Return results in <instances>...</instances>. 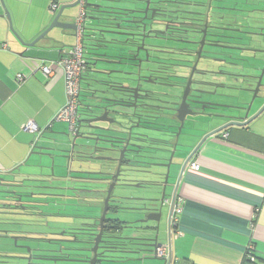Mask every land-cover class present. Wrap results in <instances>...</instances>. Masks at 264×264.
<instances>
[{
	"label": "crops",
	"instance_id": "obj_1",
	"mask_svg": "<svg viewBox=\"0 0 264 264\" xmlns=\"http://www.w3.org/2000/svg\"><path fill=\"white\" fill-rule=\"evenodd\" d=\"M74 1L5 0L15 33L2 16L5 11L0 2V178L10 177L11 171L30 178L47 176L49 158L35 151L51 145L49 132L60 139L68 126L56 121L49 127L66 102L63 71L46 78L41 72L30 74V67L33 58H59L69 51L72 39L61 41L51 33L35 45L25 43L33 42L51 24L62 5ZM53 2L60 4L55 14L50 9ZM82 8L81 3L65 8L63 19H77ZM18 73L29 77L19 83ZM260 109L250 111V117ZM29 121L32 130H24ZM192 161L199 168L187 166L177 195L183 224L171 229L183 234L175 237L165 225L166 240L159 241L160 223L158 244H169L177 264H264V111L245 126L229 127L209 137ZM154 231L148 229L147 234L154 236ZM1 238L5 236H0L4 245ZM7 251L0 247V254ZM247 251L254 254V261L248 260Z\"/></svg>",
	"mask_w": 264,
	"mask_h": 264
},
{
	"label": "flooded vegetation",
	"instance_id": "obj_2",
	"mask_svg": "<svg viewBox=\"0 0 264 264\" xmlns=\"http://www.w3.org/2000/svg\"><path fill=\"white\" fill-rule=\"evenodd\" d=\"M150 1L154 2L152 4L154 11L149 10L148 16H155L157 23L154 25L155 32L151 34L155 37H146L144 42L146 50L140 51V57L143 59L142 67L145 68L143 71L145 78H187L184 80L185 82L188 79L193 81L195 78H204L212 83L205 89L217 91L220 94L211 99L214 101L213 105L205 109V113L211 114V117L201 116L195 121L193 116H187L181 130L179 127L182 124L175 115L167 119L165 122L170 125V133L165 137L170 143L166 146L167 152L164 159L157 160L163 166L155 167L149 164L143 166L147 171L156 173L148 174L147 177L153 178L152 188L156 190L157 194L161 191L160 184L167 185L165 196H163L164 205L168 204V215L173 220L176 217L175 210L179 209L178 191L175 197L174 188L183 161L188 159L192 150L209 131L221 127L231 120L223 116L239 115L230 108L228 111L223 109V101L230 99L223 97V91L226 94L231 92L236 96L239 94L238 91L223 90V84L230 83L228 78L239 79L240 84L233 80L231 83L233 85H241L243 80L236 75H225L229 69L224 67L223 59L233 51L223 47L259 48V45L255 43L253 45L241 44L231 38L236 36L234 29L237 26L230 24L229 18L241 0ZM100 3L103 4V9L112 5L105 1H100ZM95 14L99 15L100 13ZM132 48L134 47L125 49L121 57H125L124 61L135 63L136 61L129 60L133 56V52L130 51ZM256 53V57H258L256 60L251 57L249 59L251 67L248 66L243 70L232 68L231 71L234 74L251 75L243 83V86L249 90L246 93H250L252 97L256 96L253 101V98L251 99V111L264 105V53ZM253 54L254 52L234 51L235 59L233 61H236L238 56H253ZM118 59L120 58L116 60ZM256 63L259 64L256 66ZM116 68H128V65H119ZM188 89L191 87L189 86ZM136 96H139V93H136ZM235 99L237 101L234 105L248 106L251 103L246 100L240 104L238 102L240 98L235 97ZM256 101H258L257 105L254 106ZM260 101L262 104L258 106ZM81 111L80 119H83L85 116L82 107ZM189 112L187 107H183L180 114ZM185 129L187 132L181 140ZM89 151L92 152L90 155L93 158L86 159V162H73L70 164L72 168L70 173L55 178L47 176L43 179L44 182H41L42 184L36 183V186L39 187L38 194L31 191L23 192V199L29 196L31 200L28 199V201H32V203L23 201L17 212L26 214L25 226L34 225L32 222H38L35 218L44 217L51 245L38 250L31 249L29 253L7 251L0 254V261L8 262V264H92V262L94 264H110L111 260L123 255L121 253L114 255L112 252L115 250L116 244L115 222L112 214L113 207L116 206V199L113 192L109 199V207L105 203L106 198L109 197L108 189L112 182V174L116 172V169L108 170L105 165L110 162L95 159V157H103V154L111 155L110 153H93V148H90ZM114 156L118 158L120 154L116 153ZM100 164H103V167ZM128 168L129 166L125 168L123 165L121 173L129 174L125 172V169ZM133 179H135L133 180L135 182L131 183L133 185H136L137 182L144 184L141 179ZM169 186H171V196L166 198ZM37 197L45 199L44 207L35 202ZM58 198L64 200V203L58 205ZM146 209L148 211L143 212L139 219L145 220L147 214L157 217L156 212L158 209L160 210V207L154 201L148 202ZM163 209L162 215L167 212ZM151 222L155 221H148V223ZM21 223L24 224V222ZM14 226L18 228L20 225ZM0 228L3 227L0 225ZM21 228L26 229L24 226ZM97 242H99L98 246ZM139 243L129 245V247L133 250L144 248ZM16 255L30 256V259H19ZM138 255L141 253L135 254L134 257H138Z\"/></svg>",
	"mask_w": 264,
	"mask_h": 264
},
{
	"label": "water",
	"instance_id": "obj_3",
	"mask_svg": "<svg viewBox=\"0 0 264 264\" xmlns=\"http://www.w3.org/2000/svg\"><path fill=\"white\" fill-rule=\"evenodd\" d=\"M100 1L109 2L112 5H108L103 9V4ZM122 1H124L123 4L113 5L115 3L119 4ZM0 2L5 11L2 16L7 17L10 29L15 33L12 17L5 0H0ZM80 3L81 0H76L62 5L51 24L33 42L25 43L19 35L17 37L27 45H35L41 38L55 33L54 38L61 41L66 37L71 38L73 42L72 46L75 43L78 24L76 19L69 21L63 19V12L65 8L75 7ZM153 3L150 0H85L84 3L86 9L83 23L84 38L87 40L86 46L90 48V51H87V54L91 56L89 59L95 65L94 69H89V71L95 72L96 75L84 78L85 85L82 88L84 99L81 100V106L85 117L77 120V130L73 137L70 138L71 134H67L71 141L69 150L60 149V151L66 153L65 157L69 160L70 164L73 162H86V159L92 157L90 155L92 152L89 151L90 148L94 149L93 153L111 154L95 157L96 160L118 162L116 172L112 174V182L108 189L109 197L105 200L107 207H109V199L119 181L130 184L135 182L133 181L135 179L130 178L129 174L121 178L123 176L121 173L123 165L129 166L130 169L128 171H138L136 167L144 164L155 167L163 166L157 160L164 159L163 155L167 152L166 146L170 143L165 137L170 133V125L165 122L167 119L175 115L182 124L179 127V130H181L187 116H193L195 121L201 116L211 117V114L205 113V109L213 105L214 101L211 99L220 95L217 91L205 89V87L211 86L212 83L204 78H195L193 81L188 79L187 82L184 81L187 78H145L146 76L143 74L145 68L142 67L143 59L140 57V51L146 50L144 44L146 37H155V35L151 34L155 32L154 25H156L157 20L153 15L148 16L149 10L154 11ZM242 7L246 11L247 6ZM256 11L258 12V17L251 18L249 15L241 17L242 19L238 27L234 29L236 36H232L231 38L241 42V44L253 45L255 43L259 45V48L223 47L224 49L233 51L223 59L224 67L229 69L225 75H236L238 78H243L241 85L231 84L233 80L240 84L239 79L228 78L230 83L225 82L223 90L238 91L239 94L236 96L231 94V92L226 94L223 91V97L240 98L243 93L249 91L248 88L243 86V83L251 75L234 74L231 72L232 68L243 70L250 66V57L255 60L258 58L256 57V52L264 53V9L258 8ZM95 13H100L101 15H96ZM128 47H134L130 50L133 52V56L129 60L136 61L135 63L124 61L125 57H121L122 52ZM234 51H240L241 53L248 51L254 52V54L253 56H238L236 61H233L235 59ZM117 58L120 59L116 60ZM106 63L123 66L125 64L128 65V68L110 69L104 66ZM189 86L191 89H188ZM136 93H139V96H136ZM255 97H253L252 101ZM252 101L248 106L223 104V106L230 108L233 112L239 113V115L223 116L231 120L223 124V126L209 131L195 146L188 159L183 161L174 188L175 197L189 161L200 152L209 137L225 131L229 127L245 126L264 111L263 105L255 116L250 117ZM183 107H187L190 112L183 115L180 114ZM82 128H85V130L81 131ZM64 134L66 135V133ZM48 147L39 146L40 151H35V153L46 155L50 160H54L55 155L47 153V151L52 150ZM116 153L120 154L118 158L114 156ZM48 155L52 156V158ZM146 172L148 174H156L152 171ZM22 184L16 178L9 183H5L6 189L4 191L12 194V201L14 203H22L23 193H20L16 189V187L20 188V186H23ZM142 184L141 182H137L136 186ZM159 186H163V196H165L167 185L160 184ZM116 198L119 200L124 199L122 196H117ZM154 201L155 199H149L150 203ZM162 202L161 208L164 205V199H162ZM107 207L105 208L106 211L108 210ZM131 208L140 213L148 211L146 205L144 208ZM161 208L156 212L157 217H151L147 214L145 220L137 219L131 221L132 224H130L129 228L133 229L135 234L141 230L143 233L142 228L133 227V225L134 223H148L149 220L158 223L157 228H159L162 216ZM0 223L7 222L0 220ZM10 224L15 223L12 221ZM16 224L22 225L21 222H16ZM168 227L170 231L171 222L169 215ZM4 229L0 228V233H4L5 237H10L13 233V236H11L13 239L17 237L14 233L21 235L28 233L25 230ZM131 237L136 239V241L145 240L141 243L145 246L156 247L158 244L157 236L152 238L149 236L133 235ZM98 244L99 242L96 243L97 246ZM124 246L126 247V245ZM24 248L27 249L28 253L31 251L29 246H24ZM122 251L131 255L140 254L145 249L133 250L131 247H127L122 249ZM16 257L19 259H30V256L23 257L16 255ZM140 259L139 257L130 256L118 257L111 260L110 264L134 263ZM156 259L162 260V264H171V259ZM0 264H8V262L0 261Z\"/></svg>",
	"mask_w": 264,
	"mask_h": 264
},
{
	"label": "rangeland",
	"instance_id": "obj_4",
	"mask_svg": "<svg viewBox=\"0 0 264 264\" xmlns=\"http://www.w3.org/2000/svg\"><path fill=\"white\" fill-rule=\"evenodd\" d=\"M124 1H122L119 4H123ZM89 60V59H88ZM91 68L90 69H94L93 63H91ZM105 67L110 68V69H115L116 64H104ZM96 75L95 72L89 71L87 76H94ZM83 85H85L83 83ZM246 98L245 100H249L251 101V99L253 98L251 96L250 93H243L240 96L239 99V103L242 104V99ZM84 99V98H83ZM237 101L235 98L231 97L229 100H224L223 104H236ZM257 102L255 103L254 106L257 105ZM227 110V109H226ZM228 111V110H227ZM81 131H84V128L81 129ZM62 132V131H61ZM187 130L185 129L184 134H182L181 136V140L184 137V135L186 134ZM49 138L51 139V145L48 147L50 149H52L51 151H47V153L53 154L55 155L54 160L53 159H48L49 160V165L45 164V166H47L49 169L46 168V175L48 177H58L67 173H70V171H72L71 167H68V165H70L69 160L65 157L66 153H64L63 151H56L57 149H67L69 150L70 145H71V141H68V133L71 134V136L73 135L68 126H65V130L63 131V137L60 139H57L56 135H54L53 132H49ZM66 133V135L64 134ZM58 143L62 144V147L57 146ZM46 156V155H45ZM50 158H52V156L48 155ZM165 155H163L164 157ZM54 161V162H53ZM109 162V161H108ZM116 162H110L109 164L105 165L106 168L108 170H112L117 169L118 163L116 164ZM103 167V164H100ZM142 166H137L136 169L138 171H127L129 173L130 177L136 178V179H141L142 182H144V184H142V186H136L130 183H124L122 181H119L117 183V185L115 186V189L113 190L114 193V198L116 199V204H117V196H122L124 198L125 203L123 204L124 207H134V208H144L145 205H147V203L149 202V199L154 200L155 202L158 204V206L161 208L162 205V199H163V186H161V191L160 193L157 194L156 190L154 188H152V182H153V178L152 177H147L148 173L146 172V168ZM105 168V167H104ZM48 171V172H47ZM45 176V177H47ZM126 177V176H125ZM44 179V177H41ZM121 178H124V176H122ZM174 181V178H173ZM172 181V182H173ZM171 185V184H169ZM171 186H169L168 189V194L166 196V198H170V194H171ZM157 199V200H156ZM58 205L62 204V202L64 203V200H62L61 198H58ZM122 205V206H123ZM161 209H163V211H167L164 215H162L161 218V231L159 233L158 236V232L160 229V224H159V228H157L158 223H155L156 229L153 233L154 236H158L159 241H165L166 240V236L164 234L165 232V225H168V204L166 203ZM143 212H137V210L135 209H120L117 210V212L113 213L114 218H118L121 219L122 221H133V220H137L142 216ZM19 218V217H18ZM41 221L38 222H32L34 225L31 226H25L26 230L28 233L25 235H21V234H16L20 237H16V239L14 238H1V240L5 241V244L2 245L0 244V247L3 246L5 247V250L7 249L8 251H13V252H18L19 253H28L26 249H21V248H17V244H25L27 246H30L33 250H38V249H42V248H47L49 247L51 244L49 243V238H48V228L45 226V221L43 218H41ZM14 223L19 222L17 220L13 221ZM38 223V224H37ZM6 223H0V225H5ZM18 225V224H17ZM3 229V228H2ZM6 230V228L4 229ZM13 230H22V229H13ZM128 232L129 235H134L135 233L132 231H125ZM3 234V233H0ZM128 234H124V236H127ZM137 235L140 234L139 232L136 233ZM17 241V242H16ZM7 243V244H6ZM151 248H146L145 251L141 252V255L139 256V258H141L139 261H135L134 263L136 264H145L144 262H151V261H158V259H155L154 256L151 255ZM145 254V255H144ZM135 254H131L130 257H134ZM130 262V261H129ZM125 264V263H123ZM131 264V263H129Z\"/></svg>",
	"mask_w": 264,
	"mask_h": 264
},
{
	"label": "trees",
	"instance_id": "obj_5",
	"mask_svg": "<svg viewBox=\"0 0 264 264\" xmlns=\"http://www.w3.org/2000/svg\"><path fill=\"white\" fill-rule=\"evenodd\" d=\"M107 3H109V2H107ZM52 4H57L58 6L60 5V4H58L57 2H53V3H51V5ZM110 4V3H109ZM115 4H117V3H115ZM51 5H50V9H51ZM117 5H120V4H117ZM242 6H247V9H245L246 11H244L242 8ZM60 7V6H59ZM59 7H58V9H59ZM258 8H262V9H264V0H241L239 3H237V9L235 10V11H232L233 13L231 14V17L229 18V21H230V24L232 23V25L234 26H237L238 27V25H239V22H240V20L242 19L241 17L243 16V15H249L251 18L252 17H258V12L256 11V10H258ZM57 9V10H58ZM57 10H56V12H57ZM55 12V13H56ZM238 20V21H237ZM88 21V20H87ZM89 22V21H88ZM84 31V30H83ZM75 41H76V39H75ZM84 42H85V45H87V40L84 38ZM74 46V44L71 46V48ZM70 48V49H71ZM69 49V50H70ZM87 51L89 52L90 51V48H89V46H86V52H85V57H86V59H87V63H88V70H87V72L85 73V75L83 76V78H82V80H81V94H80V99L82 100V97H83V94H84V92H83V90H82V88L84 87V85H83V83H84V78H86L85 76L87 75V73L89 72V69L91 68V66H90V62L92 63V61L89 59V57H91L89 54H87ZM69 52V51H68ZM68 52H66L65 54H67ZM64 54V55H65ZM63 55V54H62ZM62 55H60V57L62 56ZM59 57V58H60ZM36 59H40V60H43V59H41V58H36ZM58 59V58H57ZM90 61H89V60ZM54 60H56V59H54ZM50 61H52V60H50ZM99 66V65H98ZM40 72V71H39ZM60 72V71H59ZM58 73V72H57ZM56 73V74H57ZM64 73V72H63ZM43 75V74H42ZM55 75V74H54ZM53 75V76H54ZM44 77H46V76H44ZM52 77V76H51ZM46 78H50V77H46ZM24 82V81H23ZM19 83H22V82H19ZM66 91V90H65ZM82 107V106H81ZM81 107H80V109H79V113H82V111H81ZM61 109V108H60ZM59 109V110H60ZM59 110H58V112H59ZM57 112V113H58ZM56 113V114H57ZM56 114H55V116H56ZM54 116V117H55ZM80 117H81V115H80ZM54 120V118L52 119V125H53V123L54 122H56V121H53ZM61 122H63V121H61ZM67 123V122H66ZM68 124V123H67ZM49 127H51L50 125H49ZM68 128H69V126H68ZM76 128H77V124H76ZM70 130V129H69ZM70 132L72 133V131L70 130ZM71 137H73V135L71 136L70 135V138ZM70 138H68V141L70 140ZM124 167L126 168L127 166L126 165H124ZM130 168H128V169H125V172H127V170H129ZM10 177H5V178H0L1 180H0V220L2 221V222H7L5 225H1L3 228H7V229H15L16 227L14 226V225H17L16 223L15 224H10V222H12V221H15V220H17V221H19V222H24V224H22V225H20L17 229H22L21 227H23L24 226V228H25V220H24V218L26 217V214H19V212H17V210L19 209V207L22 205V203H23V201H27L28 203H32V201H28V199H30V197L28 196V198H24L23 199V196H22V203H19V204H17V203H14L13 201H12V194H10L9 192H5L4 190L6 189L5 188V183H9V182H11L14 178H16L17 180H18V182H22L23 184V186H20V188H18V187H16V189H17V191H19L20 193H23V192H27V191H31V192H35V193H37L38 194V190H39V187L38 186H36V183H38V182H40V184H42L41 182H44L43 181V178H30V177H23L19 172L18 173H15V172H10V175H9ZM123 176H127V174H123ZM45 178V177H44ZM42 179V180H41ZM39 196V195H38ZM25 199H27V200H25ZM31 200V199H30ZM36 200L37 201H35L37 204H39V206L41 205V207H44V204H46V202H45V199H42V197H37L36 198ZM125 203V201H124V199H122V200H117V204H116V206H114L113 207V213H115V212H117V210H120V209H132V208H129V207H124V204ZM10 204H11V206H10ZM123 205V206H122ZM16 206V207H15ZM112 213V214H113ZM183 212L181 213V216H180V221H182V224H183ZM19 217V218H18ZM41 218H43L44 220H45V218L44 217H40V218H35V220L36 221H38V223L41 221V223H42V220H41ZM114 220V222H115V227H114V229H115V239H116V244H115V250H112V252L114 253V255H117V254H119V253H121V254H123L122 256H119V258H121V257H129L130 255L129 254H127V253H124L123 251H122V249H124V248H127V247H129V245H134V244H137V243H139L140 242V240H137L136 241V239H134V238H132L131 236H133V235H129L128 234V232H125V231H127V230H129V231H132V232H134L133 231V229L131 230L129 227L131 226L130 224H132V222L131 221H122L121 219H116V218H114L113 219ZM134 221V220H133ZM37 223V224H38ZM19 225V224H18ZM17 225V226H18ZM146 225H148V226H146ZM150 224L149 223H134V225H133V227H140V228H142L143 229V233H142V230L139 232L140 234H138V236H149L150 237V235H148L147 233V229H152V230H155L156 229V226L155 225H152V226H149ZM12 226V227H11ZM23 230V229H22ZM26 230V229H25ZM144 231H146V232H144ZM135 233V232H134ZM137 233V232H136ZM146 233V234H145ZM15 235H16V233H14ZM124 234H128L127 236H124ZM1 235H3V236H6L4 233L3 234H0V236ZM11 235H13V233L11 234ZM134 235H136L137 236V234H134ZM16 236H18V235H16ZM23 236V235H22ZM18 237H20V236H18ZM7 238H11V236L10 237H7ZM139 241V242H138ZM145 241V240H144ZM144 241H142V242H140V243H143ZM136 242V243H135ZM139 243V244H140ZM146 243H148V241H146ZM124 245H126V247L124 246ZM22 246V247H21ZM24 246H27V245H24V244H20V245H18L17 244V248H23V249H26V248H24ZM142 246H144V248H142V249H146V248H151L152 250H151V255L152 256H154V258L156 259V258H158L157 256H155V253H154V251H155V247H149V246H145V245H142ZM30 247V246H29ZM31 248V247H30ZM32 249V248H31ZM27 250V249H26ZM20 251H18L17 253H19ZM140 255H138V257H139ZM126 264H129V263H126ZM131 264H136V263H131ZM177 264V263H176Z\"/></svg>",
	"mask_w": 264,
	"mask_h": 264
},
{
	"label": "built area",
	"instance_id": "obj_6",
	"mask_svg": "<svg viewBox=\"0 0 264 264\" xmlns=\"http://www.w3.org/2000/svg\"><path fill=\"white\" fill-rule=\"evenodd\" d=\"M85 0H81L82 11L80 16L76 19L78 24V30L76 31V41L74 46L69 50L67 54H63L60 58L52 61H45L33 58L30 67V74H34L35 72H41L46 77H51L59 71L64 72L65 76V90H66V102L61 107L59 112L54 117L53 121H63L67 122L69 129L75 133L77 128V120L80 117L79 109L81 107V80L85 73L88 70V63L85 57L86 45L84 42V31H83V23L85 17V8H84ZM57 4L51 5V11L55 14L58 9ZM29 77V74L26 73H18L16 74V80L18 82H23ZM52 126V122L49 124ZM33 122L29 121L23 125L24 130H32ZM192 168L198 169L199 165L197 163H192ZM176 212H180V209H176ZM178 218L173 220V224H177ZM183 231L177 229L176 231H171V235H175L178 237L182 235ZM155 256L158 258L171 259V264H176L177 261L173 254H171L169 244H159L155 247ZM248 258L251 261L255 260V256L253 253L247 251Z\"/></svg>",
	"mask_w": 264,
	"mask_h": 264
},
{
	"label": "clouds",
	"instance_id": "obj_7",
	"mask_svg": "<svg viewBox=\"0 0 264 264\" xmlns=\"http://www.w3.org/2000/svg\"><path fill=\"white\" fill-rule=\"evenodd\" d=\"M84 8H85V7H84ZM85 11H86V9H85ZM80 114H81V113H80ZM79 118H80V117H79ZM72 134L75 135L76 132H75V133L72 132ZM192 159H193V158H192ZM192 159H191V160L189 161V163H188V166H190L191 168H192V166H191L192 163H197V162H195V161H192ZM198 165H199V164H198ZM178 191H179V189H178ZM177 203H178V202H177ZM178 207H179V209L181 210V207L179 206V203H178ZM181 212H182V210H181L180 212H176V211H175L176 217H174V219H175V218H178V222H177L176 225L173 224V220H174V219H173V220L170 219V222H171V229H172V226L180 227L179 225L182 224V222L180 221V218H179V216H181ZM171 229H170V233H171V231H172ZM157 245H159V244H157ZM248 260H250V259L248 258ZM250 261H251V260H250Z\"/></svg>",
	"mask_w": 264,
	"mask_h": 264
},
{
	"label": "bare ground",
	"instance_id": "obj_8",
	"mask_svg": "<svg viewBox=\"0 0 264 264\" xmlns=\"http://www.w3.org/2000/svg\"><path fill=\"white\" fill-rule=\"evenodd\" d=\"M227 105H229V104H227ZM223 109H227L228 110V108H226V106H223Z\"/></svg>",
	"mask_w": 264,
	"mask_h": 264
}]
</instances>
